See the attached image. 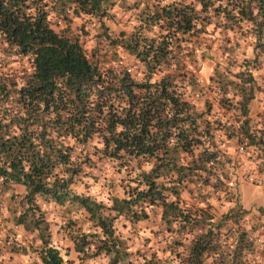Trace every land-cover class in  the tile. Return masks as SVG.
Wrapping results in <instances>:
<instances>
[{
    "label": "trees",
    "instance_id": "obj_1",
    "mask_svg": "<svg viewBox=\"0 0 264 264\" xmlns=\"http://www.w3.org/2000/svg\"><path fill=\"white\" fill-rule=\"evenodd\" d=\"M114 5L131 10V30L110 32ZM74 16L96 18L89 51L70 32ZM201 34L224 36L202 85ZM0 44V189L24 187L13 219L39 230L41 264L63 258L35 196L87 212L93 228L71 235L78 263L102 255L108 264H264L234 199V164L215 138L223 130L264 169V106L248 115L264 92V0H0ZM117 48L137 60L141 78L111 64ZM22 59L28 67L13 71ZM207 92L235 112L232 121L209 117ZM100 178L105 201L74 188ZM211 195L233 204L217 217ZM139 221L147 231L130 249L121 228Z\"/></svg>",
    "mask_w": 264,
    "mask_h": 264
},
{
    "label": "rangeland",
    "instance_id": "obj_2",
    "mask_svg": "<svg viewBox=\"0 0 264 264\" xmlns=\"http://www.w3.org/2000/svg\"><path fill=\"white\" fill-rule=\"evenodd\" d=\"M131 1V0H129ZM130 9L124 10L123 7L114 5L110 14L104 19L108 25L109 30L114 35L118 30L123 29L129 31L132 29L133 20ZM52 26L57 30L64 27V23L56 21L54 17L51 18ZM97 21L94 17L89 16H74L69 22V29L73 35H77L80 43L86 51L94 46L95 39L93 31L96 30ZM198 40L207 47L209 53L201 51L196 52L197 69L195 70L197 82L202 85L206 83L207 75L212 71L214 62L220 59L219 49H216L217 43L224 40V36H216L214 34H201ZM102 45V44H101ZM2 45L0 44V47ZM120 55V62L116 63L111 61L108 56L104 61L116 67H126L131 74L139 79L141 78V66L134 59V57L125 51L117 48L116 50ZM246 53H249V48L246 47ZM0 56L4 57V52L0 50ZM13 71H19L23 67H28V62L25 59L14 60L11 62ZM257 83H261V78L257 77ZM209 101L211 103V111L209 117L219 116L221 120L232 121L236 114L226 106L219 104L216 98L210 93ZM264 92H257L254 97L249 101L248 115L251 120L255 118V113L264 106ZM203 93L196 98L197 104L201 105ZM215 138L219 142V146L231 158V163L234 164V171L237 185L236 195L234 199L236 204L244 208V225L245 228L250 230L251 237L254 244V257L264 262V169L257 170L255 167V160H251L250 156L239 147L235 138H227L223 130L215 131ZM110 170V168H107ZM102 178L96 182H91L87 187H83L78 183L74 188L78 191L85 190L97 198L105 201V190L107 185L104 184ZM208 189V188H204ZM25 193L22 185L17 183H10L6 189H0V259L1 264H41L36 256L34 250L35 245L40 243L39 230L29 229L23 227L21 224L14 222L13 213L17 212L23 205L21 197ZM188 192L182 193L187 201L193 202L194 199L189 196ZM35 201L40 205L43 211V216L47 221V225L43 229V233L49 237L50 243L55 245L62 258L63 264H69L67 260H71L73 264H108L107 257L99 255L93 258L86 259L78 263L75 257L76 253L72 249L71 235L76 231H87L93 228L92 222L88 217L87 212L80 206L70 202L57 203L52 200H45L41 196H35ZM211 203V212L215 216H219L221 212L225 211L229 205L233 204L221 199H216L214 195L209 197ZM22 205V206H21ZM261 207V209L259 208ZM145 221H139L136 224H126L121 231L124 236H128L126 242L129 243V248L133 249L135 246L140 245V237L147 231ZM13 245H23L24 248L17 246L16 249H11Z\"/></svg>",
    "mask_w": 264,
    "mask_h": 264
}]
</instances>
